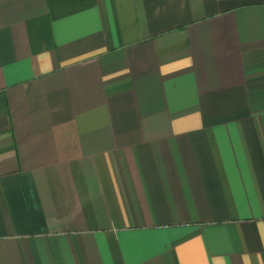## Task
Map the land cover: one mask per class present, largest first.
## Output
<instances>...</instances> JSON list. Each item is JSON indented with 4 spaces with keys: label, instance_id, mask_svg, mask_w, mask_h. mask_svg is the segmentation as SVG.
<instances>
[{
    "label": "crops",
    "instance_id": "1",
    "mask_svg": "<svg viewBox=\"0 0 264 264\" xmlns=\"http://www.w3.org/2000/svg\"><path fill=\"white\" fill-rule=\"evenodd\" d=\"M0 264H264V0H0Z\"/></svg>",
    "mask_w": 264,
    "mask_h": 264
}]
</instances>
